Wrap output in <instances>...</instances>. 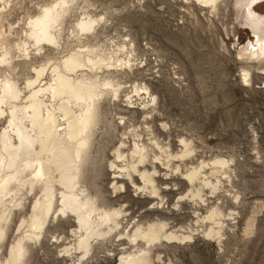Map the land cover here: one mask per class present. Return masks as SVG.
Listing matches in <instances>:
<instances>
[{
	"label": "rangeland",
	"instance_id": "374dc122",
	"mask_svg": "<svg viewBox=\"0 0 264 264\" xmlns=\"http://www.w3.org/2000/svg\"><path fill=\"white\" fill-rule=\"evenodd\" d=\"M48 1L23 0L15 6V12L13 10L0 24V43L12 44L22 39L18 28L23 26L26 15L36 14L37 5ZM193 1L77 0V11L70 13L64 23L62 48L56 52L50 46L42 51L58 60L82 46L85 40L78 43L71 31L83 12L97 18L96 41L91 44L100 54L112 52L124 58L126 55L123 52L119 55L117 47L127 39L126 43L133 44L131 57L137 65L133 72L124 71L119 75V81L126 87L119 99L105 101L85 164L84 180L89 190L126 215L122 222L124 230L119 231H128L136 223L145 225L157 221H165L170 230L193 231L192 239L182 245L154 244L153 254L159 256V260L154 257L155 264H264V60L258 63L238 55L242 47L254 43V36L236 18L232 0H222L216 12ZM254 9L263 15L264 1ZM101 19L106 23L102 24ZM9 25L15 27V35L8 34ZM36 58L32 66L43 64L44 58ZM16 63L12 76L23 90L25 80L32 78L33 72L31 66ZM242 68L250 73L247 82L242 81ZM132 84L146 85L155 96L154 104H146L148 99L143 96H139L140 100L133 96L128 101ZM144 104L147 108L143 109ZM2 118L0 116V131L6 125V119ZM151 138L167 146L172 154L180 151L181 138L189 142L193 152L179 162L183 166L181 172L201 161L209 163L220 157L228 160L229 166L222 170L226 174L221 175V171L210 175L206 171L212 185L216 186L213 190L210 186L199 187L197 182L189 184L172 168L156 163L161 199H147L144 192L125 183L124 190H113L110 181L116 173L108 167L113 159V148L123 141L126 152L133 139H140V143L148 147L149 159L153 161V155H159V151L151 146ZM145 167L151 170L152 165ZM190 186L202 189L201 199L186 196ZM27 197L25 209L15 215L13 222L26 216L32 196ZM213 208L219 209L220 221L224 222L222 225L221 221L219 239L204 235L210 224L202 219ZM248 220L252 226L247 232ZM13 224L3 241V250L13 238ZM72 228L70 216L50 219L40 243L32 245L26 264H77L75 255L66 257L62 251L65 244L73 242ZM115 233L93 244L91 256L78 264H115L122 252L131 250L127 241L118 240L120 237Z\"/></svg>",
	"mask_w": 264,
	"mask_h": 264
},
{
	"label": "bare ground",
	"instance_id": "6f19581e",
	"mask_svg": "<svg viewBox=\"0 0 264 264\" xmlns=\"http://www.w3.org/2000/svg\"><path fill=\"white\" fill-rule=\"evenodd\" d=\"M22 1L0 0V24L10 14L12 15L15 6ZM194 1L204 4L212 12H216L218 4L222 2V0ZM232 1L236 18L254 36V43L242 47L238 55L256 60L258 63L262 62L264 14L256 13L254 7L264 0ZM76 9L77 0H49L47 3L37 5L36 14L26 15L23 26L18 28L23 38L12 41V44L6 41L0 43V116L6 119V125L0 131V264H26L32 245L40 243L50 219L53 217L57 219L60 215L73 219V228L70 231L74 238L73 242L65 244L62 251L66 257L75 255H72L76 259L74 263L78 264L89 254L91 256L93 244L108 239L116 232L115 234L120 237L118 240H126L131 250L122 252L115 264H155L154 257L159 260V256L153 254L154 244L167 242L180 245L192 239L193 231L170 230L165 221L148 222L145 225L136 223L128 228V231H119L123 229L122 222L126 215L119 208L105 204L102 198H98L90 191L91 189L89 190L90 187H87L88 184L84 180L85 164L89 158L100 115L105 108V101L108 98L114 101L119 99L126 87L118 77L121 76V72H131L137 64H134L135 60L131 57L134 54V47L132 43H126L128 39L126 44H118V47L113 45L118 48L119 55L120 52L126 55L124 58H119L122 56L118 57L112 52L100 54L95 49L96 46L91 44L97 34L95 30L97 18L83 14L84 12L76 22L74 21L72 31L70 29L77 42L85 40L84 44L58 60L44 54L42 51L44 47L51 46L56 52L62 48L61 34L66 17ZM105 23L103 21L102 24ZM14 28L8 26L9 35L17 33ZM14 52L17 53L16 56ZM37 56L44 58V62L39 66H32ZM16 62L31 66L33 72V77L25 80L23 90L18 87L12 76L14 68L18 65ZM45 78L46 81H43ZM241 78L244 82L250 80L247 68H242ZM129 90L132 95H126L128 101H131L133 96L147 98L146 104L156 100L144 84H132ZM146 104L143 109L147 108ZM146 129L152 132L149 126H146ZM150 141L151 146L159 151V155L152 154L153 161L149 159L148 147L143 142L140 143V139L139 141L133 139L126 152L123 141L118 147L113 148V159L108 164L114 171L113 174L116 173L110 181L113 190L116 188L124 190L125 183L134 190L144 192L147 199H161L157 185L159 174L154 166L156 163L172 168L176 175L179 173L181 180L189 184L197 182L199 187L210 186L214 190L216 186L212 185L207 173L213 175L229 166L228 160L217 157L209 163L201 161L198 165L185 168L186 170L181 172L179 162L193 152L189 142L181 138L180 151L172 154L167 146L161 145L155 138H151ZM173 162L178 164L174 165ZM146 164L152 165L151 170L146 169ZM222 174H226V171H222ZM191 188L187 189L186 196L201 199L202 189ZM27 196H32V199L26 216H21L18 221L13 222L15 215L25 209ZM220 216L218 208L209 209L203 216L202 220L210 224L204 231L206 237L219 239L222 235ZM12 223L14 235L3 250L2 244ZM251 223L248 220L245 228L247 232L252 226Z\"/></svg>",
	"mask_w": 264,
	"mask_h": 264
}]
</instances>
